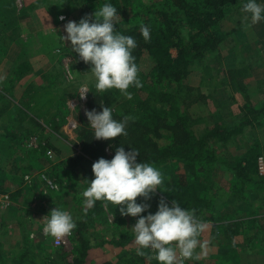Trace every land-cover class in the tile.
Instances as JSON below:
<instances>
[{
  "label": "rangeland",
  "instance_id": "obj_1",
  "mask_svg": "<svg viewBox=\"0 0 264 264\" xmlns=\"http://www.w3.org/2000/svg\"><path fill=\"white\" fill-rule=\"evenodd\" d=\"M32 1V0H31ZM142 3H158L161 0H140ZM5 2H7L5 0ZM2 3V0H1ZM25 8L29 14L27 18H36V27L38 32H32L30 28L0 29V134L3 129L17 127L20 132L26 130L28 136L19 143L17 160L19 161V172L13 174L11 166L7 168L0 163V200L8 196V204L0 203V254L4 256V262L0 264H14L17 255L28 247L29 255L27 264H64L63 262L73 259L74 230L67 238L65 246H56L55 239L49 237L43 232L42 218L55 207L63 208L72 213L76 223L83 219V197L82 192L86 185L84 179L90 180L91 166L87 161H83L72 175L70 171H60L61 162H67L77 154L85 153V146L101 142L105 159H111L115 148L123 146L125 151L135 148L138 151L148 152L154 146L165 147L172 142L180 140L181 129L173 130L157 138L150 137L148 141L140 143L142 136L138 129L135 131L131 123L127 122L126 136H120L111 140H97L93 138L92 129L88 126L86 111L96 109L101 110L100 105H106L101 101L100 93L94 88V81H90V65L79 60L78 55L71 51L70 44L64 42V46L57 37L65 35L63 25L68 21H79L85 15L89 17L101 8L100 0H39L38 3L27 6V0H23ZM47 8L49 11L47 17L41 15L32 16V10ZM45 8V9H46ZM31 13V14H30ZM64 17L63 20L60 18ZM56 31V35L53 29ZM37 29V30H38ZM25 34L27 45L22 46L20 35ZM27 46V47H26ZM227 49V50H226ZM229 46L221 51L218 50L211 55L201 68L192 67L190 74L184 81L185 89L178 92L174 86H164L178 107L193 118L190 131L194 135H200L206 128H210L214 122H225L228 125H237L243 118V107L245 101L239 89L240 86L246 87V92L253 102L264 101V63L255 64L251 61L257 52L256 48L248 49L247 54L242 57L239 65L233 61V69L241 71V77L232 81L229 72V64L226 65L225 58ZM9 52H11L9 54ZM245 52V51H244ZM9 54V61L3 62L1 57L6 58ZM174 53V52H173ZM251 60L249 61L248 59ZM257 59V58H256ZM261 60V59H260ZM25 61V62H24ZM32 62L31 71L21 76H16V68L26 62ZM251 62V63H250ZM237 77V76H236ZM87 85L91 92L86 94L81 108L78 109L75 119L78 121V128L75 132H69L65 129V120L68 117L66 110L67 101L80 96L81 87ZM11 86V89H10ZM9 88V89H8ZM171 89V90H170ZM8 90V91H7ZM131 98L124 96L119 92L116 100L110 106L113 110L114 119L121 120L120 114L132 109L134 103L140 98L137 92H132ZM22 108L24 112H19ZM25 113V114H23ZM133 121L139 120L135 115ZM134 123V122H133ZM83 133V137L81 134ZM24 134V132L22 133ZM30 137H37L39 143H47L53 147L54 158L52 160L40 159V162L34 161L27 150L25 142ZM253 139H258L264 143V123L256 126L253 130L247 128L243 137H237L225 145H212L211 150L215 152L218 158L226 155L239 156L244 150L252 144ZM99 143V142H98ZM71 145V146H70ZM50 149L51 148H47ZM40 158V157H39ZM23 162V163H21ZM46 170L49 178L60 184V193L55 195L54 191L45 190L46 185L41 181L34 180V187L27 186L23 182V176L36 171ZM264 175V173L262 174ZM215 183L225 187L227 183H221V179L216 177ZM31 184V185H32ZM33 188V189H32ZM43 191H46L43 195ZM20 192L21 194H19ZM159 192L153 195L149 201H144L141 197L137 200L149 203L151 206L156 204L160 198ZM228 199V198H227ZM219 199L222 204L219 216L228 215L230 218L236 216L248 217L249 213L254 211V216L264 219V208H253L252 211H242L237 208V203L232 199ZM224 203L226 206H224ZM157 206L154 205V208ZM227 207V208H226ZM154 208H152L154 210ZM117 211L119 208H116ZM239 211V212H236ZM242 211V212H241ZM111 210L104 212L102 224L90 226L86 234L91 243V250L86 264H96L102 260L117 262V256L122 253L135 254L143 264H149L148 252L145 249V255L140 256L136 253L137 245L134 243V234L131 230L137 218L121 217L118 212ZM217 216V215H216ZM77 227V226H76ZM127 232V245L122 248H116L109 242L117 240L120 231ZM208 235L204 234L200 240L202 248H197L200 255L199 260H189L186 264H214L223 249H218L208 242ZM235 238V244L242 245L246 241L241 235ZM207 240V241H206ZM100 243H102L100 245ZM216 244V243H215ZM237 247L231 250L237 259V263L231 264H264V247L255 248V255L249 256L246 253V247ZM221 248V247H220ZM223 248V247H222ZM153 254V253H152ZM240 259V262H239Z\"/></svg>",
  "mask_w": 264,
  "mask_h": 264
},
{
  "label": "trees",
  "instance_id": "obj_2",
  "mask_svg": "<svg viewBox=\"0 0 264 264\" xmlns=\"http://www.w3.org/2000/svg\"><path fill=\"white\" fill-rule=\"evenodd\" d=\"M100 1L101 6L105 2H110L118 9L121 19L117 22V31L133 36L137 41V47L132 54L136 57V63L140 68L138 75L142 87L132 86L129 89L137 92L140 98L131 110L120 114V119L125 116L139 117L138 122L130 119L128 123H131L135 131L138 129L140 132L143 140L140 143L148 141L151 136L154 138L162 136L163 132L169 134L172 130L174 132L177 129L182 130L181 139L172 142L169 146H154L148 152L139 151L138 161L151 164L162 174L163 183L158 190L160 191L158 198L167 201L174 199L182 207L195 210L196 216L206 225L199 239L207 234L210 245H216L218 249L224 250L214 264L238 262L236 255L231 251L234 246L241 248L245 246L234 243L238 235L246 241V253L249 256L255 255V248L264 247V219L253 217L254 211H252L253 208H264V175L259 172L258 166L260 158L264 165V143L253 139L252 144L241 155H226L221 158L211 150V144L225 145L237 137H243L247 128L253 130L263 124L264 101L257 103L251 101L246 87L240 86L239 80H236L241 77L240 69H231L229 75L232 81L235 79L240 86L239 89L246 103L242 109L243 118L237 125L214 122L200 135H194L190 131L193 118L178 107L173 94L164 90V86H174L177 89L175 91L178 92L185 89L183 84L191 68L204 66L205 61L217 52L218 47L227 37V34L220 32V22L231 12L240 10L246 0H161L158 3L148 4L140 0ZM141 24L150 27L151 38L148 41H145L140 34ZM184 31L187 33L186 36ZM28 71H31L29 65L22 63L16 68L15 73L18 77ZM117 92L119 90L111 89L100 93L101 101L111 106L117 98ZM3 98L0 95V99ZM19 112L24 111L20 108ZM25 131L23 130L24 134H22L23 132L17 127L8 126L3 129V134H0V163L5 167L1 173L4 171L6 175L9 166L13 174L19 172L17 154L20 141L28 136ZM98 142L85 146L83 155L77 154L67 162H61L60 171L68 170L74 175L76 168L83 161H87L91 166L97 159L105 158L103 146L100 141ZM47 148L54 150L45 142L39 143L37 149L27 150L32 154L31 156H39L40 158L33 159L40 162V159L41 161L43 158L46 159ZM216 177L227 185L222 187L221 184H216L214 181ZM58 186L60 189V184ZM31 187H34L33 184ZM60 191L58 190L55 195ZM227 198L234 200L239 210H248L252 213H249L247 218L219 216L217 210L220 211L219 207L222 204L218 203V200ZM141 201L137 200L138 203ZM154 205L150 208L153 213L157 208H154ZM112 207L111 204L105 207L103 202L98 201L94 208L88 210L87 215L83 213V219L74 230L73 259L71 262H63L64 264H86L92 249L86 231L90 226L101 225L104 212L111 210ZM116 208L112 211L118 212ZM122 231L116 237L117 240L109 242L116 248L127 245L128 234ZM28 255L29 251L26 247L17 255L14 264H27ZM149 255L153 254L148 252ZM262 255L264 256V253ZM117 257L115 263L102 260L96 264H143L135 254L122 253ZM4 260V256L0 254V263ZM149 264H157V261L152 259Z\"/></svg>",
  "mask_w": 264,
  "mask_h": 264
},
{
  "label": "clouds",
  "instance_id": "obj_3",
  "mask_svg": "<svg viewBox=\"0 0 264 264\" xmlns=\"http://www.w3.org/2000/svg\"><path fill=\"white\" fill-rule=\"evenodd\" d=\"M240 11L243 20L250 21L246 27L264 21V0H246ZM120 19L118 9L105 2L91 17L85 15L78 22H66L63 25L65 35L57 37L55 29H52L63 46L64 42H68L79 60L90 65L89 79L94 81L97 92L116 89L130 99L128 89L142 87L138 75L140 68L132 54L137 41L133 36L117 31ZM150 31L148 25L141 24L140 34L145 41L151 38ZM184 35H187L186 31ZM88 92L91 91L87 85L82 86L79 92L81 99H85ZM100 108L99 112L96 109L85 112L93 138L111 140L126 136L127 122L134 118L125 116L117 120L110 106L100 105ZM74 126L79 125L75 122ZM139 156L135 148L125 151L123 146H118L111 159L101 157L93 162V178L83 180L86 185L82 192L84 215L98 201L103 202L105 207L109 204L113 206L112 218V210L120 206L121 217L137 218L131 228L137 255L144 256L147 249L153 253L148 260L155 259L157 264H186L189 260H199L201 257L196 250L203 247L199 237L206 225L196 216L194 209L182 207L174 199L167 201L161 198L153 213L149 203L137 202L138 197L144 201L151 200L163 183L160 170L138 161ZM50 187L55 189L56 185L51 184ZM42 220L43 232L56 240L70 236L77 226L72 213L60 207L52 209Z\"/></svg>",
  "mask_w": 264,
  "mask_h": 264
},
{
  "label": "crops",
  "instance_id": "obj_4",
  "mask_svg": "<svg viewBox=\"0 0 264 264\" xmlns=\"http://www.w3.org/2000/svg\"><path fill=\"white\" fill-rule=\"evenodd\" d=\"M0 0V29L3 31L7 29H11V25L13 27H20L21 30L30 28L33 32H38L40 29L36 27L37 19L36 18H27L26 15L29 14L27 8L24 9L25 3L23 4V0ZM27 6H32V4H36L39 0H27ZM46 8V7H45ZM42 8L37 11L32 10V16L48 15V9ZM31 14V13H30ZM250 23V21L243 20V13L240 10L233 11L226 16V18L220 22L219 29L222 34H227L225 40L220 44L219 49L227 48L229 46L230 49L227 51L226 65L229 64V68L233 69V61L235 60V65H239L242 61V57L247 54L248 49L256 48L257 52L253 57L254 60L251 61L252 64L255 63H264V21H261L255 25H251L250 27H246L245 25ZM38 29V30H37ZM20 43L22 46L27 45V38L25 34L20 35ZM26 46V47H27ZM25 47V46H24ZM227 50V49H226ZM245 51V52H244ZM11 52H9L10 54ZM9 54H6L5 57H1L3 62L9 61ZM244 58V57H243ZM257 58V59H256ZM261 59V60H260ZM249 61L251 60L248 59ZM25 62V61H24ZM32 62L29 63L30 69L32 68ZM250 62V63H251Z\"/></svg>",
  "mask_w": 264,
  "mask_h": 264
},
{
  "label": "built area",
  "instance_id": "obj_5",
  "mask_svg": "<svg viewBox=\"0 0 264 264\" xmlns=\"http://www.w3.org/2000/svg\"><path fill=\"white\" fill-rule=\"evenodd\" d=\"M84 100L85 99H81V97L79 96L77 98H73V99L67 101L66 110L69 114L65 120V126H64L67 131L75 132L77 130L78 126H74L75 122L78 124V121L75 119V116L77 114L78 109L81 108V104L84 102ZM25 142L27 143L26 147L28 149H37L38 148L39 140L37 137H30ZM45 157L47 160H52L54 158V152L50 149L46 150L45 151ZM258 166H259V172L261 174H263L264 173V165H263V161L261 158L258 160ZM34 180L41 181V182L45 183V185H46L45 190L47 189L49 191H54V192L59 190L58 184L53 179L49 178L48 174L46 173V170H40V171H36L34 173L26 174L23 177V182L27 186H31V184ZM51 184H55L56 188L52 189L50 187ZM45 192L46 191H43V195L46 194ZM1 199L2 200H0V203L8 204V202H9L8 196H4ZM68 237H70V236H65L60 240L55 239L56 246H65Z\"/></svg>",
  "mask_w": 264,
  "mask_h": 264
}]
</instances>
